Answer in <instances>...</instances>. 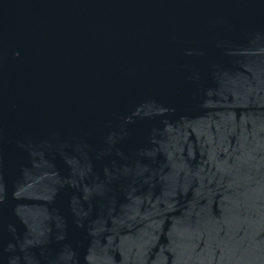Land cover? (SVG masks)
Masks as SVG:
<instances>
[{
	"label": "water",
	"instance_id": "obj_1",
	"mask_svg": "<svg viewBox=\"0 0 264 264\" xmlns=\"http://www.w3.org/2000/svg\"><path fill=\"white\" fill-rule=\"evenodd\" d=\"M0 264H264V0H0Z\"/></svg>",
	"mask_w": 264,
	"mask_h": 264
}]
</instances>
